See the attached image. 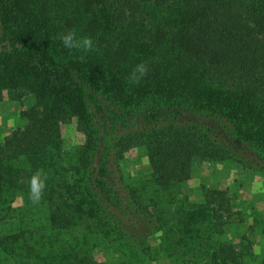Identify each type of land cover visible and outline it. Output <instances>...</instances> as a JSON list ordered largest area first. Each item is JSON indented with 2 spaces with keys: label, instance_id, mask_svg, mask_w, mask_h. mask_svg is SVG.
Segmentation results:
<instances>
[{
  "label": "trees",
  "instance_id": "obj_1",
  "mask_svg": "<svg viewBox=\"0 0 264 264\" xmlns=\"http://www.w3.org/2000/svg\"><path fill=\"white\" fill-rule=\"evenodd\" d=\"M71 28L97 45L84 62L56 39ZM141 61L149 74L129 85ZM4 98L25 122L0 139V264H141L154 228L159 264H264V237L257 261L252 238L263 213L227 187L201 186L199 203L175 193L196 163L264 176V0H0ZM65 126L80 139L69 150ZM135 148L151 168L139 185L171 210L152 212L124 182ZM37 169L48 180L33 205ZM243 212L247 232L220 238Z\"/></svg>",
  "mask_w": 264,
  "mask_h": 264
},
{
  "label": "rangeland",
  "instance_id": "obj_2",
  "mask_svg": "<svg viewBox=\"0 0 264 264\" xmlns=\"http://www.w3.org/2000/svg\"><path fill=\"white\" fill-rule=\"evenodd\" d=\"M22 103L25 107H29L34 103V97L32 95L25 96ZM19 106L18 102L8 100L7 98L0 100V139L11 130L23 126L25 119L19 116ZM79 140V134L72 126H65L63 128L64 149H71L72 144L78 143ZM120 167L124 182L134 192H137L134 187H140L138 191L144 192L143 197L146 198L144 203H141L143 205L148 204L152 212L156 213V208L159 206L158 201L163 202L164 200L165 202L163 203L168 210H171L175 205V203L166 202V194H163V196L159 193L160 199L158 200L156 195L151 194L152 189L150 187L148 190L139 185L142 180L148 181L151 174V168L147 163L142 148L129 150L121 161ZM201 186L227 187L231 196L235 199V206L243 208V211L246 210L254 213L253 210H255L264 215V176L257 172L244 170L239 165L230 161L203 165L196 163L193 166L192 179L181 183L175 193L176 195L178 194L179 198L187 197L184 201L185 203H199L203 199V188ZM136 200L134 197L130 198L132 203ZM244 212L242 214L244 218L242 221L238 220L237 215L232 216L230 224L226 225L224 232L219 235L220 238H235L247 232L246 224H249L253 216ZM36 214L38 213L36 212ZM262 217L264 218V216ZM150 226L156 227V225L152 226L151 224ZM157 234L155 228L151 233L147 234V242L152 246V251L147 253V256H143L144 261L142 260L143 263L141 264H159L156 257L161 255V251H156ZM263 237V233L256 234L255 236L252 235L254 240L253 252L256 255L253 261H257L261 257ZM99 256L101 257V255ZM106 257L110 258L108 255ZM253 261L248 260L247 262ZM164 264H169V259ZM173 264L176 263L173 262Z\"/></svg>",
  "mask_w": 264,
  "mask_h": 264
},
{
  "label": "clouds",
  "instance_id": "obj_3",
  "mask_svg": "<svg viewBox=\"0 0 264 264\" xmlns=\"http://www.w3.org/2000/svg\"><path fill=\"white\" fill-rule=\"evenodd\" d=\"M56 39L70 52L83 53L77 57L80 62H84L88 53L98 50L94 39L90 35L79 36L76 28L66 29L64 32L58 33ZM149 71L148 62L141 61L136 64L127 77L128 84L138 86L148 76ZM47 180L48 175L43 169H37L28 180V198L33 205H39L43 201L47 188ZM19 182L24 183L23 178Z\"/></svg>",
  "mask_w": 264,
  "mask_h": 264
}]
</instances>
